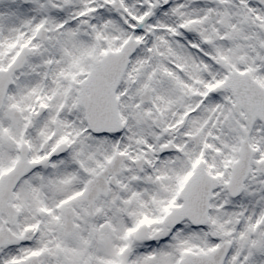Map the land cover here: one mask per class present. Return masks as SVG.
<instances>
[{
  "label": "snow or ice",
  "instance_id": "6c2138e0",
  "mask_svg": "<svg viewBox=\"0 0 264 264\" xmlns=\"http://www.w3.org/2000/svg\"><path fill=\"white\" fill-rule=\"evenodd\" d=\"M0 264H264V0H0Z\"/></svg>",
  "mask_w": 264,
  "mask_h": 264
}]
</instances>
